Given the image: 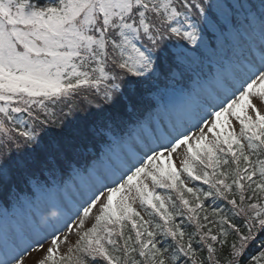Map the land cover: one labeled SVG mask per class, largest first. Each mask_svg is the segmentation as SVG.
<instances>
[{
  "label": "snow or ice",
  "instance_id": "obj_1",
  "mask_svg": "<svg viewBox=\"0 0 264 264\" xmlns=\"http://www.w3.org/2000/svg\"><path fill=\"white\" fill-rule=\"evenodd\" d=\"M18 182L55 211L0 226V264H264V0H0Z\"/></svg>",
  "mask_w": 264,
  "mask_h": 264
},
{
  "label": "trees",
  "instance_id": "obj_2",
  "mask_svg": "<svg viewBox=\"0 0 264 264\" xmlns=\"http://www.w3.org/2000/svg\"><path fill=\"white\" fill-rule=\"evenodd\" d=\"M242 29H244L248 35L249 38L251 39L252 42H259L257 36L255 34H252V32H250L249 30H247L245 27L241 26ZM233 39V41L239 45V54H245L248 53V49L246 44L241 40V37H239V35L236 33L235 35H233L231 37ZM217 50H220L223 55H226L229 53L228 51V44L225 41V43L223 44L222 47H219ZM216 50V51H217ZM207 52H209L210 54H216L215 53H211L209 50L206 49ZM149 100H151V97H149ZM142 111H146L144 108V105L141 108V112ZM68 175H65L64 177H62L63 179L67 178ZM40 181H43V177H38L37 178ZM49 185H51V181L49 180ZM30 193H32V185L31 184H27L24 182H18L12 189H10L7 193H5L4 191L0 190V212L3 209L2 207H11L15 201V199H19L21 197H25L27 195H30Z\"/></svg>",
  "mask_w": 264,
  "mask_h": 264
},
{
  "label": "rangeland",
  "instance_id": "obj_3",
  "mask_svg": "<svg viewBox=\"0 0 264 264\" xmlns=\"http://www.w3.org/2000/svg\"><path fill=\"white\" fill-rule=\"evenodd\" d=\"M167 98H168L169 100L173 99L171 95H169ZM74 180H75L76 182H78V178H74V177L71 178L70 181H68V182H69V183H72ZM32 198H33V199H31V201L34 200V198H35L34 195L32 196ZM24 202H25V201H24ZM29 202H30V201L25 202L24 204H23V203L20 204L21 209L18 210L17 213H15L16 216L11 215L10 212L5 213V214H4V215H5V216H4L5 219L0 220V226L6 224L7 226L10 227V221H15V223L17 224L16 226L19 225V227H24V228H26V227L28 226L29 219H30V218H31V217H32V216H33L38 210H39V211H43V212H45V213H47L48 211H55L53 205H51V204H43V203H42V204L40 205L39 209H38V208H36V207H28ZM11 227H14V225L11 226ZM39 255H40L39 252H33L32 255H31V257H29V258L27 259V264H32V261L35 260Z\"/></svg>",
  "mask_w": 264,
  "mask_h": 264
}]
</instances>
